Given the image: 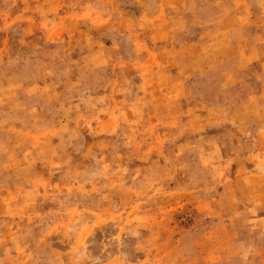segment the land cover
<instances>
[{"label":"rangeland","instance_id":"obj_1","mask_svg":"<svg viewBox=\"0 0 264 264\" xmlns=\"http://www.w3.org/2000/svg\"><path fill=\"white\" fill-rule=\"evenodd\" d=\"M0 264H264V0H0Z\"/></svg>","mask_w":264,"mask_h":264}]
</instances>
